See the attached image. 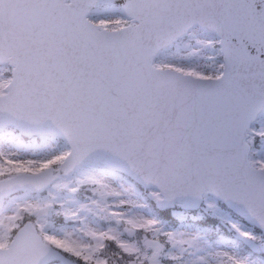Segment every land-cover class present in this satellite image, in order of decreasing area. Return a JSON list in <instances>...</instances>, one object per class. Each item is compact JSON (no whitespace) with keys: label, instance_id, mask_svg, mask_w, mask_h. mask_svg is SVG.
<instances>
[{"label":"snow or ice","instance_id":"obj_1","mask_svg":"<svg viewBox=\"0 0 264 264\" xmlns=\"http://www.w3.org/2000/svg\"><path fill=\"white\" fill-rule=\"evenodd\" d=\"M0 264H264V0H0Z\"/></svg>","mask_w":264,"mask_h":264}]
</instances>
